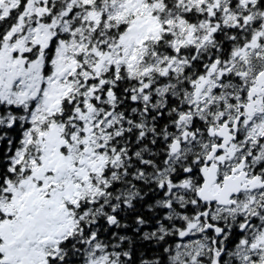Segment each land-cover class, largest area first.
I'll list each match as a JSON object with an SVG mask.
<instances>
[{"label":"snow or ice","instance_id":"obj_1","mask_svg":"<svg viewBox=\"0 0 264 264\" xmlns=\"http://www.w3.org/2000/svg\"><path fill=\"white\" fill-rule=\"evenodd\" d=\"M0 264H264V0H0Z\"/></svg>","mask_w":264,"mask_h":264}]
</instances>
